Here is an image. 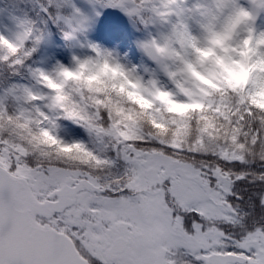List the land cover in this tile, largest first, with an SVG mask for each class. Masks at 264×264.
Listing matches in <instances>:
<instances>
[{"label": "snow or ice", "instance_id": "6c2138e0", "mask_svg": "<svg viewBox=\"0 0 264 264\" xmlns=\"http://www.w3.org/2000/svg\"><path fill=\"white\" fill-rule=\"evenodd\" d=\"M221 7L14 0L0 9V264H264V111L218 98L211 116L165 138L47 84L63 68L50 54L55 37L96 47L88 33L108 10L142 34L140 63L155 74L166 65L154 45L203 40ZM254 7L264 19V0ZM49 134L83 152L50 147Z\"/></svg>", "mask_w": 264, "mask_h": 264}, {"label": "clouds", "instance_id": "9594fccd", "mask_svg": "<svg viewBox=\"0 0 264 264\" xmlns=\"http://www.w3.org/2000/svg\"><path fill=\"white\" fill-rule=\"evenodd\" d=\"M219 3L222 7L203 40L183 35L176 41L178 46L154 45L166 65L162 72L154 74L118 48L96 43L84 54L72 52L70 62L62 63L47 84L61 100L84 93L110 109L118 123L137 120L165 138L182 130L181 121L200 114L211 116L210 101L218 98L234 97L238 103L264 111V19L254 7L261 0H247V7L241 0ZM227 61L244 67L247 75L229 79L224 75ZM44 140L62 152H83L62 145L50 134Z\"/></svg>", "mask_w": 264, "mask_h": 264}, {"label": "rangeland", "instance_id": "374dc122", "mask_svg": "<svg viewBox=\"0 0 264 264\" xmlns=\"http://www.w3.org/2000/svg\"><path fill=\"white\" fill-rule=\"evenodd\" d=\"M0 9L7 11L14 10V0H0ZM99 19L88 33V39L94 43L107 46L109 48H118L121 53H127L128 58L134 63H140L141 53L137 48L136 41L141 37V33L132 29L129 21L122 14H117L112 10H108ZM58 48L50 49V54L54 55L55 60L61 63L68 64L72 52L84 54L88 51L87 48H70L59 36L55 37ZM229 67L224 71V75L235 81L238 78L244 77L246 69L241 65L233 64L227 61Z\"/></svg>", "mask_w": 264, "mask_h": 264}, {"label": "trees", "instance_id": "16d2710c", "mask_svg": "<svg viewBox=\"0 0 264 264\" xmlns=\"http://www.w3.org/2000/svg\"><path fill=\"white\" fill-rule=\"evenodd\" d=\"M104 17H106V14H104ZM133 29V28H132Z\"/></svg>", "mask_w": 264, "mask_h": 264}]
</instances>
